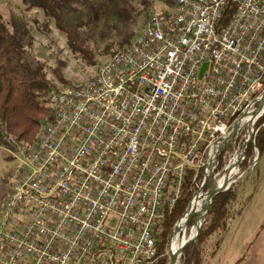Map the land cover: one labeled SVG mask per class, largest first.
<instances>
[{
  "label": "built area",
  "instance_id": "1",
  "mask_svg": "<svg viewBox=\"0 0 264 264\" xmlns=\"http://www.w3.org/2000/svg\"><path fill=\"white\" fill-rule=\"evenodd\" d=\"M263 90L264 0H170L151 12L87 82L48 94L37 147L7 140L20 172L0 264L155 263L156 229L186 176L212 173L218 186L239 169Z\"/></svg>",
  "mask_w": 264,
  "mask_h": 264
},
{
  "label": "rangeland",
  "instance_id": "2",
  "mask_svg": "<svg viewBox=\"0 0 264 264\" xmlns=\"http://www.w3.org/2000/svg\"><path fill=\"white\" fill-rule=\"evenodd\" d=\"M169 3L170 0H153L148 15L169 7ZM141 8L135 0H71L66 23L83 47L93 53L95 64L91 65L80 52L74 51L66 34L55 26L52 19L45 17L34 7L31 0H0V12L9 22L10 29L16 33L25 29L26 56L32 63L43 65L48 80L54 86L53 90L87 82L97 67L107 62L114 53L123 50L117 49L116 44L124 34L133 33L131 44L147 19L139 13ZM117 10L133 14L134 20L119 18ZM261 118L263 122L258 127L255 124L253 137L248 143L255 144L258 130L264 125V116ZM248 135L245 131L242 132L240 145L237 143L235 152H239ZM254 153V164L253 158L248 168L242 169L240 165L228 179L231 182L229 188L233 187L235 191V198L227 208L226 227L209 232L201 242L202 264H236L246 253L245 246L254 239L264 224V151L259 155L258 149L254 147ZM245 156L244 151V159ZM19 172L17 160L1 146L0 221L7 194ZM205 186L207 189H203L204 192L208 190V186ZM195 223L193 220L190 227L186 225L185 232L178 236L177 245L182 239L186 240L195 233ZM179 263L180 259L177 261Z\"/></svg>",
  "mask_w": 264,
  "mask_h": 264
},
{
  "label": "trees",
  "instance_id": "3",
  "mask_svg": "<svg viewBox=\"0 0 264 264\" xmlns=\"http://www.w3.org/2000/svg\"><path fill=\"white\" fill-rule=\"evenodd\" d=\"M31 1L34 7L39 9L45 17L52 19L55 26L66 34L69 45L74 51L80 52L88 64H95L93 53L83 47L77 36L67 26L66 16L69 14L71 0ZM135 1L142 7L139 13L147 18L153 0ZM232 8L231 4H227L221 18L222 22L230 17ZM116 14L121 19L134 20L133 14H125L122 10H117ZM24 36H26L25 29L20 33L12 31L9 22L0 12V147L6 146L7 140L17 146L32 145L50 115L48 94L53 91L54 86L48 80L43 65L28 60ZM132 37L133 33L124 34L116 44L117 49L124 50L126 46L129 47ZM262 122L263 119L260 118L256 126H260ZM254 143L253 145L249 142L246 146V156L241 163L242 169L250 166L255 156L254 147L258 149L259 155L264 151V125L258 130ZM201 180V173L195 181L191 180L190 175L186 176L178 202L166 213L162 223L156 229L157 251L163 256L153 264H169V256L165 252L173 224L183 215L193 194L198 190ZM203 189L206 190L207 187ZM234 198L233 187L218 193L213 198L205 229L197 240L183 249L179 264H202L200 244L209 232L226 227L227 208ZM200 218L198 215L196 223ZM193 220V218L189 220L187 227L193 224Z\"/></svg>",
  "mask_w": 264,
  "mask_h": 264
},
{
  "label": "water",
  "instance_id": "4",
  "mask_svg": "<svg viewBox=\"0 0 264 264\" xmlns=\"http://www.w3.org/2000/svg\"><path fill=\"white\" fill-rule=\"evenodd\" d=\"M206 66H207V63H204L202 68H201L200 74ZM263 101H264V90H263L261 98H260L258 110L262 106ZM255 161H256V157L254 158L252 164H254ZM216 182L217 181H216L215 177L212 175V173H210L202 181L199 189L195 192L193 198H196V199L199 198V201H200V207H199L197 212L188 211L189 206H190V202L188 203V205L184 211L185 225H187V223L189 222V220L191 218H194V220L196 221L198 215L201 217V222H200L198 228L196 229L195 233L193 235H191L188 239L181 241L179 246L174 251L172 250V246H171V238H172V234L174 233V231H172L171 236H170L169 246H168V252H167V255L169 256V264H177V261H178V259H180V256H181L183 249L189 243L197 240V238L201 235V233L203 232L204 227H205L206 216H207V213L209 211L210 204H211L213 198L218 193L228 189L230 186V183H231L230 181H228V174H226L224 176L223 183L221 185L216 186L215 185ZM205 183H207L208 190L206 192H203L202 189H203Z\"/></svg>",
  "mask_w": 264,
  "mask_h": 264
},
{
  "label": "crops",
  "instance_id": "5",
  "mask_svg": "<svg viewBox=\"0 0 264 264\" xmlns=\"http://www.w3.org/2000/svg\"><path fill=\"white\" fill-rule=\"evenodd\" d=\"M246 253L236 264H264V224L254 239L245 246Z\"/></svg>",
  "mask_w": 264,
  "mask_h": 264
},
{
  "label": "bare ground",
  "instance_id": "6",
  "mask_svg": "<svg viewBox=\"0 0 264 264\" xmlns=\"http://www.w3.org/2000/svg\"><path fill=\"white\" fill-rule=\"evenodd\" d=\"M149 16V15H148ZM148 19V17H147ZM147 19L145 22H147ZM95 74V73H94ZM264 111V107L262 108V112ZM50 114V113H49ZM50 116V115H49ZM47 120V119H46ZM43 132H45V125L42 127V129L40 130V133L37 137V140H35V142L30 145V147H37V141H39V137H41V135H43ZM223 183V180L221 179L217 184L218 186L221 185ZM200 207V201H199V198L196 199V198H193L191 203H190V206H189V209L188 211L190 212H197L198 209ZM201 222V218L199 220L198 223L195 224L194 228H195V231L196 229L198 228L199 224ZM185 229H186V225H185V216L182 217L175 225V230H174V233L172 234V238H171V246H172V250L174 251L178 246L179 244L177 245V239H178V236L181 232H185ZM184 239H182L181 241H183ZM181 243V242H180Z\"/></svg>",
  "mask_w": 264,
  "mask_h": 264
}]
</instances>
